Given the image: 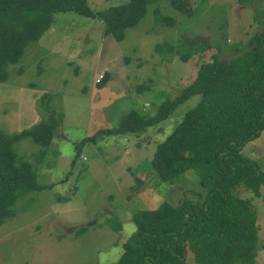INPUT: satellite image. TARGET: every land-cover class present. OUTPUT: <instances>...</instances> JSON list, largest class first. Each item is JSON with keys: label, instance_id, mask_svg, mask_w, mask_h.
Wrapping results in <instances>:
<instances>
[{"label": "rangeland", "instance_id": "1", "mask_svg": "<svg viewBox=\"0 0 264 264\" xmlns=\"http://www.w3.org/2000/svg\"><path fill=\"white\" fill-rule=\"evenodd\" d=\"M129 2L88 0L96 15ZM149 3L145 17L127 31L124 42L106 35L100 18L57 14L53 27L27 48L22 62L10 67L8 81L0 83V129L10 135L64 113L45 160L39 162L41 148L31 139L15 146L43 189L21 196L14 217L0 227V264H118L123 245L137 229L135 212L166 202L178 206L200 200V179L194 172L175 185H164L152 166L158 146L198 104L200 95L141 137H106L98 145H87L73 166L83 141L100 130L117 128L132 111L156 115L193 84L204 63L214 56L233 59L245 54L263 30V0L252 5L188 0L186 15L171 0ZM158 12L173 25L160 23ZM107 74L111 80L101 89L99 82ZM242 154L264 172V135ZM235 195L253 202L261 246L254 264H264V187L260 198L248 188ZM120 224L121 232L116 229ZM83 227L90 232L78 238ZM186 264H197L192 254Z\"/></svg>", "mask_w": 264, "mask_h": 264}, {"label": "trees", "instance_id": "2", "mask_svg": "<svg viewBox=\"0 0 264 264\" xmlns=\"http://www.w3.org/2000/svg\"><path fill=\"white\" fill-rule=\"evenodd\" d=\"M171 1L176 10L188 14V0ZM255 1L239 3L252 5ZM149 4V0H130L96 15L88 0H0V83L8 81L10 67L22 62L27 48L38 44L53 27L57 14L100 18L106 24V35L124 42L127 31L145 17ZM160 17V23L173 25ZM261 24L262 32L245 54L233 59L214 56L212 62L200 67L193 84L175 100L164 103L156 115L144 117L132 111L117 128L100 130L77 146L73 166L87 145H98L106 137H141L167 121L181 104L201 96L158 146L152 161L153 173L164 185H175L194 172L200 179V200L178 206L166 202L154 210L135 212L137 229L123 245L118 264H186L189 254L197 264L255 263L261 250L258 215L253 202L240 199L235 191L248 188L260 198L264 187V172L242 154L264 135V21ZM110 80L107 74L99 87L105 89ZM63 121L64 113H59L14 135L0 129V227L14 217L21 196L43 189L31 164L18 158L16 144L31 139L41 148V162L53 147ZM116 229L121 232L122 225ZM89 232V227H83L77 237Z\"/></svg>", "mask_w": 264, "mask_h": 264}]
</instances>
